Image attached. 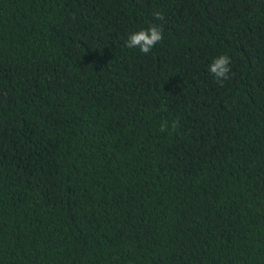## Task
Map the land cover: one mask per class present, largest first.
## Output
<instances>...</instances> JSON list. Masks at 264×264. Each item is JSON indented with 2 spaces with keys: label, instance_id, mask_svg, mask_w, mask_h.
<instances>
[{
  "label": "trees",
  "instance_id": "16d2710c",
  "mask_svg": "<svg viewBox=\"0 0 264 264\" xmlns=\"http://www.w3.org/2000/svg\"><path fill=\"white\" fill-rule=\"evenodd\" d=\"M0 264H264V0H0Z\"/></svg>",
  "mask_w": 264,
  "mask_h": 264
},
{
  "label": "clouds",
  "instance_id": "9594fccd",
  "mask_svg": "<svg viewBox=\"0 0 264 264\" xmlns=\"http://www.w3.org/2000/svg\"><path fill=\"white\" fill-rule=\"evenodd\" d=\"M156 19H163V16L160 12L154 13ZM162 31L156 26H151L146 30H139L129 36L127 47L129 48H139V50L147 54L153 48V46L162 40ZM230 58L227 55H221L217 58H214L212 63L209 65V71L214 74V76L219 79H227L228 74L231 71ZM168 127L167 123L161 124V131L166 130ZM177 127V122L172 123V128Z\"/></svg>",
  "mask_w": 264,
  "mask_h": 264
}]
</instances>
